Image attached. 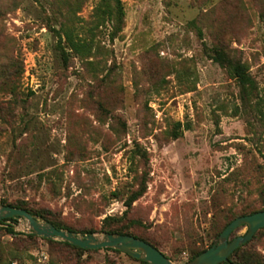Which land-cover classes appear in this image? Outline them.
Wrapping results in <instances>:
<instances>
[{"label": "rangeland", "instance_id": "obj_1", "mask_svg": "<svg viewBox=\"0 0 264 264\" xmlns=\"http://www.w3.org/2000/svg\"><path fill=\"white\" fill-rule=\"evenodd\" d=\"M121 6L0 0V204L79 235L122 226L184 264L264 204V0ZM65 29L89 52L66 47ZM216 50L247 65L256 94ZM31 234L24 218L0 223V264H141ZM249 246L264 257V228Z\"/></svg>", "mask_w": 264, "mask_h": 264}, {"label": "water", "instance_id": "obj_2", "mask_svg": "<svg viewBox=\"0 0 264 264\" xmlns=\"http://www.w3.org/2000/svg\"><path fill=\"white\" fill-rule=\"evenodd\" d=\"M14 216L26 219L32 232L44 238L57 237L84 249L115 248L151 264H177L150 242L134 235L121 233H105L102 236L94 233L79 235L69 229L58 228L49 220L40 218L27 209L0 204V220ZM241 225H247L246 233L230 239L231 233ZM263 227L264 210L237 216L226 225L216 243L184 264H220L228 261L238 247L251 240L257 230Z\"/></svg>", "mask_w": 264, "mask_h": 264}, {"label": "trees", "instance_id": "obj_3", "mask_svg": "<svg viewBox=\"0 0 264 264\" xmlns=\"http://www.w3.org/2000/svg\"><path fill=\"white\" fill-rule=\"evenodd\" d=\"M115 2L118 4L119 6V10L121 12V4H122V0H115ZM64 36H65V42H66V47H68L69 49L71 50H74L75 52L77 53H81V54H84L85 52H89L90 50V46L89 44L87 43V41H85L84 39L81 38V36L79 34H75L74 31H72V29H65L64 32H63ZM216 53L217 55L220 57V61L224 64H227L230 68V71L232 72L233 76L237 79L239 85H240V88H241V92H242V95L243 97L245 98H251L254 94H256V90H257V83H256V80L255 78L251 75V73L249 72V69L247 67V65L244 63V62H241V61H235V60H231V59H227V57L225 56L226 54L224 52H221L220 50H216ZM181 126H182V123L180 121H178L175 125V130H174V134L173 136L176 138L178 137L180 134H181ZM189 128V127H188ZM142 194V191H138L137 193H135L131 198H129V200L126 201V206H127V210H125L124 212V215L119 217L120 219L125 217L128 210L131 208L132 206V202L134 201L135 198H137L138 196H140ZM6 205H11V206H15V207H20V208H24V209H27L28 211L32 212L33 214L37 215L38 213L32 209L31 207H28L24 204H20V203H8V202H5ZM260 210H264V204L262 205L261 208H251L249 210H245L243 211L242 213H240L239 215H235V216H232L224 225L223 227L220 229L217 237H219V235L221 234V232L223 231V229L226 227V225L231 222L235 217L237 216H240V215H245V214H250V213H254V212H257V211H260ZM15 218H19V216H14V217H7V218H4L2 220H0V223H3L5 221H8V220H12V219H15ZM107 219L109 220H115L116 218H113V217H107ZM119 220V219H118ZM50 222H52L56 227L58 228H63L62 225H60L58 222L54 221V220H50ZM242 226H247V225H241L240 227ZM240 227H238L237 229H239ZM264 228V227H263ZM263 228H260L259 230L263 229ZM71 231L75 232L76 231L72 228H69ZM235 229L231 235H230V239L233 238L232 235L233 233L237 230ZM257 230V232L259 231ZM83 233H86V234H90V233H94V231L92 229L90 230H86V231H82ZM106 232L108 233H121V234H131V235H134L136 237H139L141 239H144L148 242H150L152 245H154L155 247L156 244L144 237V236H141V235H138V234H134L130 231H128L127 229H125L124 227L122 226H119V227H115V228H111V229H108L106 230ZM257 232L255 233V235L257 234ZM31 235H36L34 232H32ZM255 235L253 236V238L255 237ZM43 239H46L44 237H42ZM252 238V239H253ZM251 239V240H252ZM251 240H249L248 242L244 243L243 245H241L240 247H238L229 257V260L228 261H224L222 263H225V264H264V257L263 255H260L257 251L254 250V248L252 246H249V243L251 242ZM67 245H70L72 247H75L77 249H80L82 251H88V250H95V249H84L82 247H79V246H76L74 244H71L69 242H66ZM158 248V247H157ZM104 249H112V248H109V247H106ZM159 249V248H158ZM206 249H203V250H200L198 252H196L192 258L194 259L198 254H200L201 252L205 251ZM140 260L141 264H151L150 262L148 261H145L143 259H138ZM221 264V263H220Z\"/></svg>", "mask_w": 264, "mask_h": 264}]
</instances>
